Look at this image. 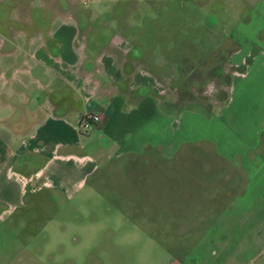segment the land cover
Wrapping results in <instances>:
<instances>
[{
  "label": "rangeland",
  "instance_id": "374dc122",
  "mask_svg": "<svg viewBox=\"0 0 264 264\" xmlns=\"http://www.w3.org/2000/svg\"><path fill=\"white\" fill-rule=\"evenodd\" d=\"M118 39L126 45L115 56L129 61L131 49L140 57L136 66L151 74L165 112L216 118L237 82L236 102L247 87L264 88L255 72L240 79L264 50V0H0V192L9 189L0 203V264H228L233 243L221 236L226 217L242 215L238 196L246 194L253 220L264 219V169L256 178L238 160L224 162L206 140L196 143L199 160L186 163L184 180L158 150L146 165L143 158L99 161L77 189H55L48 171L37 178L48 160L37 142H24L37 122V89L53 91L39 92L48 102L77 108L68 72L80 69L62 63ZM92 72L103 81V68ZM101 99L83 102L86 110L97 111ZM83 132L76 151L97 158L109 141L95 125ZM17 151L20 162L9 168L2 155ZM259 155L264 163V140ZM37 179L48 185L35 193ZM249 264H264V251Z\"/></svg>",
  "mask_w": 264,
  "mask_h": 264
},
{
  "label": "crops",
  "instance_id": "0c3cea01",
  "mask_svg": "<svg viewBox=\"0 0 264 264\" xmlns=\"http://www.w3.org/2000/svg\"><path fill=\"white\" fill-rule=\"evenodd\" d=\"M58 45L62 50L63 44ZM125 45L124 39H118L116 42L111 41L101 50H91L88 56H78V61L74 54L73 60L62 63L64 69H80L76 73L68 72V87L73 103L79 105L77 108H65L60 101L48 102L41 93L49 96L54 94L53 91L41 92L40 88L37 89V122L32 124L33 129L28 135L30 140L24 141L27 148L33 147L37 142V154L48 160L42 172L37 173V178L46 176L44 172L48 171V178L55 189H77L85 185L86 178L89 179L98 171L99 161L114 158L117 162L135 164L139 158H143L146 165L152 162L154 151L158 150L156 154L159 157L173 161L175 171L171 175L176 173L184 180V175L189 178L188 174L191 173L186 163L194 165L199 160L195 147L196 143L202 140L209 142L224 162L236 159L240 165L242 163L247 173L252 176L256 174V178L260 175L264 169L259 155L264 140V88H252L248 91L249 86L245 89L246 95L238 98L241 101L236 102L235 94L239 90L237 82L220 109L219 117L216 118L186 111L171 114L162 109L157 98L158 91L154 90L152 85L151 74L136 66L140 57L132 55L131 49L128 54L132 59L129 61L127 58L120 62L115 56L113 50L116 47L123 49ZM246 46L249 48V45L244 47ZM261 49L260 47L249 59L241 81L246 82L248 76L255 72L260 76V83L264 84V50ZM75 50L80 54L76 46ZM106 65H112L113 72H105ZM102 68L104 72H101L100 78H103V81L99 82L94 79L95 72L92 71H100ZM84 71L86 72L83 73ZM95 84L97 85L94 86ZM108 84L112 88L107 89ZM92 98H102L101 105L97 111L89 112L83 102L91 101ZM90 115H98L101 120L84 129L81 123ZM94 125L100 129L101 137L109 141V145L102 148L97 158L76 151L81 143L83 131L91 129ZM17 128V131H21L23 127L18 124ZM32 141L34 142L31 144ZM74 150L77 153L73 152ZM22 155V151L8 152L2 155V158L10 168L15 162H20L18 159ZM212 166V169L217 167L216 163ZM116 168L117 166L114 171ZM124 168L136 170L131 166ZM243 168L241 167V171ZM194 169L195 178L200 182L201 178L196 177L197 170L195 167ZM163 170L157 169L156 172L163 174ZM146 172L153 174L154 168H146ZM40 179L32 180V192L38 193L44 189V185H48L44 182L41 186ZM28 186L29 183L26 187ZM1 189L0 203L9 195L8 188L2 185ZM24 191L21 187L16 193V199H20ZM238 201L241 205L236 207L242 215L226 217V230L221 237L233 243L227 251L228 261H231L228 264H249L264 251V219L256 221L250 217L255 209L250 211L251 205L248 204L249 199L245 193L238 196ZM230 216H233V213ZM237 260L240 261L236 262Z\"/></svg>",
  "mask_w": 264,
  "mask_h": 264
},
{
  "label": "built area",
  "instance_id": "2783aa9c",
  "mask_svg": "<svg viewBox=\"0 0 264 264\" xmlns=\"http://www.w3.org/2000/svg\"><path fill=\"white\" fill-rule=\"evenodd\" d=\"M101 118L98 115H90L83 119L81 126L84 129L89 128L90 124L100 122Z\"/></svg>",
  "mask_w": 264,
  "mask_h": 264
}]
</instances>
